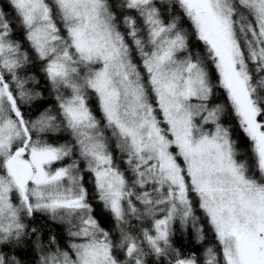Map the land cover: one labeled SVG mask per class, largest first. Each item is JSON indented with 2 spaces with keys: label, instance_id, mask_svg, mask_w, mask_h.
Returning <instances> with one entry per match:
<instances>
[{
  "label": "snow or ice",
  "instance_id": "obj_1",
  "mask_svg": "<svg viewBox=\"0 0 264 264\" xmlns=\"http://www.w3.org/2000/svg\"><path fill=\"white\" fill-rule=\"evenodd\" d=\"M0 264H264V0H0Z\"/></svg>",
  "mask_w": 264,
  "mask_h": 264
},
{
  "label": "trees",
  "instance_id": "obj_2",
  "mask_svg": "<svg viewBox=\"0 0 264 264\" xmlns=\"http://www.w3.org/2000/svg\"><path fill=\"white\" fill-rule=\"evenodd\" d=\"M157 3L159 4V1L157 0ZM168 3V0L165 4H159L161 8H164ZM186 24V22H185ZM42 75V74H40ZM39 78V76H38ZM223 100L222 95L217 97V102H220ZM55 100L54 97L49 95L47 92L44 93L43 98L38 101H34L31 106L26 105L25 109L26 111L30 109V115L34 118L39 111H43L45 107H54ZM99 115V113H97ZM227 119H232L231 117H228ZM232 124L235 127V122L232 120ZM47 138L51 142H55L56 140H59L61 143L64 142V140L70 139L67 133H56V134H47ZM238 144V150L240 152L241 158H244L246 156H251L250 150H249V142L246 137L243 136V133L239 131V129H236V135L234 137ZM96 207V218L101 222L102 226L104 227H112V224L110 222V216L109 214L103 209L102 205H95ZM198 216H202V213L197 211L196 213ZM37 222L43 223L46 225V232L51 231L56 233L59 237H61V243H65L67 240L66 237V231L65 226L58 224L54 221H49L47 217L37 214ZM205 230H206V239L203 242H199L196 238V231L195 228L191 225V223L187 227H181L179 222H177L174 225V228L176 230V234L173 237V240L175 242V246L179 247L184 253H196L198 256H202L204 249L207 246H210L212 244H215L214 237L212 236L211 232L207 229V225L205 224ZM20 256L25 261H31L33 259L32 254L25 253L23 251L20 252Z\"/></svg>",
  "mask_w": 264,
  "mask_h": 264
},
{
  "label": "rangeland",
  "instance_id": "obj_3",
  "mask_svg": "<svg viewBox=\"0 0 264 264\" xmlns=\"http://www.w3.org/2000/svg\"><path fill=\"white\" fill-rule=\"evenodd\" d=\"M159 4H165L167 2V0H158Z\"/></svg>",
  "mask_w": 264,
  "mask_h": 264
}]
</instances>
